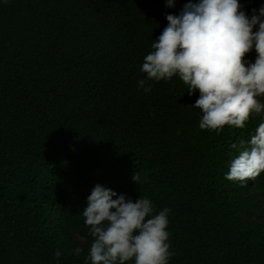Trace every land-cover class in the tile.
I'll return each mask as SVG.
<instances>
[{"label":"trees","instance_id":"trees-1","mask_svg":"<svg viewBox=\"0 0 264 264\" xmlns=\"http://www.w3.org/2000/svg\"><path fill=\"white\" fill-rule=\"evenodd\" d=\"M187 2L0 0V264H91L82 211L98 184L170 209L169 264H264V172L225 179L264 113L217 134L178 76L138 88ZM240 3L251 17L264 0Z\"/></svg>","mask_w":264,"mask_h":264},{"label":"clouds","instance_id":"clouds-1","mask_svg":"<svg viewBox=\"0 0 264 264\" xmlns=\"http://www.w3.org/2000/svg\"><path fill=\"white\" fill-rule=\"evenodd\" d=\"M176 0H166L175 7ZM240 0H188L179 15L167 14L168 25L151 45L141 71L147 79L138 88L151 92L148 81L171 82L174 76L199 98L192 107L202 113V130L223 132L244 128L253 114L264 113V5L249 17ZM258 26V30L257 29ZM253 48L255 62L246 59ZM243 143V142H242ZM248 146L233 160L225 179L244 186L264 172V122ZM134 180L140 181L136 173ZM96 185L82 211L93 237L86 261L91 264H169V208L157 210L150 198L127 199ZM79 256L84 249L77 247ZM57 250L55 257H61Z\"/></svg>","mask_w":264,"mask_h":264}]
</instances>
